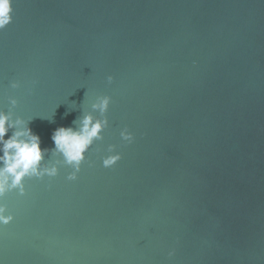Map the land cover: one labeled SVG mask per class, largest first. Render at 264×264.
Instances as JSON below:
<instances>
[{"label":"water","instance_id":"water-1","mask_svg":"<svg viewBox=\"0 0 264 264\" xmlns=\"http://www.w3.org/2000/svg\"><path fill=\"white\" fill-rule=\"evenodd\" d=\"M87 90L112 96L95 166L9 194L0 264H264V0H16L0 107L51 149Z\"/></svg>","mask_w":264,"mask_h":264},{"label":"clouds","instance_id":"clouds-1","mask_svg":"<svg viewBox=\"0 0 264 264\" xmlns=\"http://www.w3.org/2000/svg\"><path fill=\"white\" fill-rule=\"evenodd\" d=\"M15 4L16 0H0V31L13 21ZM106 80L111 84L113 75H107ZM20 87V80H10V89ZM7 101V109L0 107V228L14 221L15 212L11 210L7 197L9 194L24 197L28 192L26 179L43 180L47 177L51 180L60 174L61 168H66L70 169L67 171L66 180L75 181L85 162L89 167L95 166L96 161L88 153L96 141L105 139V130L110 127L108 111L112 96H89L87 90L81 114L70 125H61L52 130L51 149L41 146L40 135L30 127L34 117H25L13 111L18 104L17 97L8 95ZM54 115L55 112L50 117L41 118L52 123ZM119 138L127 144L136 140L135 133L127 125L119 128ZM117 148V144L108 143L103 149H96L100 153L98 159L102 167L112 168L122 159V153ZM48 153H51V158L46 160ZM47 187H51V184ZM175 254L174 247L167 252L168 257H174Z\"/></svg>","mask_w":264,"mask_h":264}]
</instances>
